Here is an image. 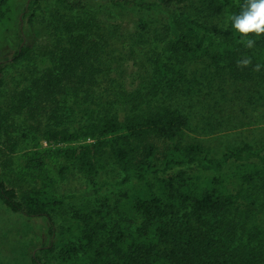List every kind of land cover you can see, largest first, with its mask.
Here are the masks:
<instances>
[{
    "label": "trees",
    "instance_id": "16d2710c",
    "mask_svg": "<svg viewBox=\"0 0 264 264\" xmlns=\"http://www.w3.org/2000/svg\"><path fill=\"white\" fill-rule=\"evenodd\" d=\"M38 1L20 5L16 0H0V41L5 34H11L16 12L33 7ZM67 1L73 8L107 1L120 8L148 10L158 4L179 11L167 14L163 32L158 20L160 26L155 28V35H164L163 55L157 59L154 73H150L149 84L124 91L126 113L119 116L113 112V103L101 93L97 103H93H105L111 109L106 107V111L87 116L75 125H63L62 121L49 125L39 140L31 136V144L23 151L21 170L32 176L29 184L39 174H45V181L40 187L19 185L18 190L0 174V199L14 212L49 219L52 240L44 247L58 250L61 264H264V138L219 154L201 140L183 143L184 132L191 127V116L171 98L175 85L188 76L187 66L194 64L206 72V59L218 64L222 61L231 75L242 80L263 69L264 33L246 34L245 40L252 38L255 43L252 48L245 47V40L227 19L229 13L240 10L237 0H221L225 14L216 24L187 13L183 8L189 0ZM149 17L150 14H142L136 27L153 29L155 21ZM89 25L92 26L83 17L60 24L62 46L35 99L59 93L61 100L57 102L62 103L75 97L70 93L78 97L80 91H85L86 103L87 93L94 91L90 79L101 71L98 54L94 46H89L88 33L83 32ZM31 48L32 44L21 36L13 60L24 58ZM244 58L250 63H237ZM2 70L0 63V99ZM30 98L23 96L22 104L31 106ZM203 98L201 105L206 106V94ZM219 99L216 104L222 106L237 102L234 96L224 102ZM9 105L11 109L15 107L14 102ZM66 113L69 115L68 109L53 116L59 120ZM202 114L206 116V109ZM3 117L0 107V135ZM158 140L169 142L161 165L157 163ZM16 146L15 140L11 149ZM60 160L66 163L61 169L62 177L71 166L87 177V195L102 190L104 183L99 182V173L107 161H113L122 171L118 183H133L132 190L125 193L127 200L117 202L123 211L120 216L113 215L115 209L104 196L99 208L81 207L72 213L74 222L56 226L50 210L73 196L58 195L49 188L55 179L49 175L48 166ZM193 168L213 173L203 175ZM175 170V175L163 176ZM32 259L36 264H45L37 253Z\"/></svg>",
    "mask_w": 264,
    "mask_h": 264
},
{
    "label": "rangeland",
    "instance_id": "374dc122",
    "mask_svg": "<svg viewBox=\"0 0 264 264\" xmlns=\"http://www.w3.org/2000/svg\"><path fill=\"white\" fill-rule=\"evenodd\" d=\"M16 1L24 5L29 0ZM237 1L244 3V0ZM183 9L213 24L225 14L221 0H189ZM178 11L165 9L158 4L148 10L120 8L107 1L89 3L86 8H73L67 0H39L33 7L17 11L11 34H5L0 41L1 76L4 78L0 107L5 120L0 135V174L6 183L18 190L19 185L27 188L31 184L42 186L45 174H39L36 181L29 184L32 176L21 170L23 151L31 144V136H37L39 140L49 125L59 124V121L63 125H75L87 116L106 111V107L111 109L108 104L93 103V100L97 103V96L101 93L113 103L111 110L123 116L128 105L122 103L124 91L149 84L150 73H154L157 59L163 55L166 43L161 41V37L164 35H155V28L160 26L158 20L163 32L167 14H178ZM142 14H150L149 18L155 21L153 29L144 31L136 27ZM80 17L92 24L83 32L88 33L89 46H94L101 65V71L90 79L94 91L87 93L86 103L83 102L85 91H80L78 97L70 93L75 97L68 95L71 98L62 103L57 102L61 100L59 93L35 99V94L44 85V76L53 66V57L62 46V41H59V34L63 33L60 24L67 19L76 21ZM21 36L32 44V48L24 58L15 61L12 56ZM186 74L188 76L184 82L175 85L171 96L191 116V127L184 132L183 143L201 140L219 154L245 142L259 143L264 138V68L255 70L242 80L231 75L225 63H213L210 58L206 59V72L191 64L187 66ZM190 79L193 82H189ZM205 94L206 106H202ZM220 94L224 96L223 99H219ZM20 95H30L32 105L22 104ZM230 96L236 98L235 105L216 104V99L224 102ZM247 97L250 98L246 100ZM13 102L15 107L11 109L9 104ZM20 109L23 110L21 113L18 112ZM67 109L69 115L66 113L59 120L54 118L53 115L60 114V110ZM204 109L206 116L202 114ZM210 117L211 120L208 119ZM10 137L14 140H10ZM15 140L17 146L12 150ZM157 143L160 146L157 163L161 165L169 142L158 140ZM65 164L60 160L48 166L49 175L55 179V183L49 186L50 190L58 195L73 194L62 205L50 210L56 226L74 222L72 213L81 207H88L89 210L99 208L100 199L104 196L109 198L107 202L115 209L113 215L120 216L123 211L117 202L127 200L125 193L132 190L133 183H118L122 171L113 161H107L101 169L98 180L104 183V187L96 195L85 194L89 190V182L80 170L71 166L62 177L60 173ZM195 171L203 175L213 173ZM176 173L177 170L163 176ZM49 227L47 217L14 212L0 199V264H36L32 259L35 253L45 264H61L60 252L46 248L52 240Z\"/></svg>",
    "mask_w": 264,
    "mask_h": 264
},
{
    "label": "clouds",
    "instance_id": "9594fccd",
    "mask_svg": "<svg viewBox=\"0 0 264 264\" xmlns=\"http://www.w3.org/2000/svg\"><path fill=\"white\" fill-rule=\"evenodd\" d=\"M227 19L231 22L232 29L241 34L242 40H245L248 33L259 36L264 33V0H244V3L240 5V10L236 13H229ZM254 43L252 38H247L245 47L252 48ZM237 63L247 65L250 60L244 58Z\"/></svg>",
    "mask_w": 264,
    "mask_h": 264
}]
</instances>
